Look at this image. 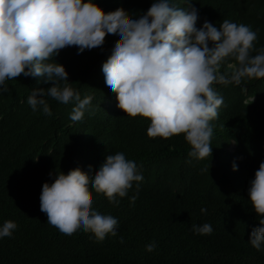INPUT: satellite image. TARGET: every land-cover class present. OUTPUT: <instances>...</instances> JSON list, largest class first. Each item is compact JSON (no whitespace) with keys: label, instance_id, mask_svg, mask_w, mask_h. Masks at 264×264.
Returning a JSON list of instances; mask_svg holds the SVG:
<instances>
[{"label":"trees","instance_id":"1","mask_svg":"<svg viewBox=\"0 0 264 264\" xmlns=\"http://www.w3.org/2000/svg\"><path fill=\"white\" fill-rule=\"evenodd\" d=\"M99 2L109 11L122 6L138 18L154 0ZM177 3L189 7L188 0ZM192 3L199 8L198 26L204 19L218 27L225 18L244 22L259 30L253 54L264 45V0ZM118 42L108 34L102 46L80 52L70 45L55 57L81 96H93L80 121L70 116L75 101L48 97L51 115L32 110L31 89L54 83L40 76L20 74L0 93V223H18L13 235L0 238V264H264V248L250 242L260 220L248 191L264 161V77L214 84L225 101L211 121L212 154L191 157L183 132L150 136V117L127 114L117 93L104 87L102 65ZM230 63L238 62L228 58L221 71L230 73ZM121 150L137 162L143 180L134 181L118 205L90 187L92 206L119 218L117 234L101 241L90 231L67 234L49 223L40 206L43 183L54 179L49 173L81 167L94 178L107 155ZM205 221L212 233L192 229ZM153 240L156 248L149 251L146 244Z\"/></svg>","mask_w":264,"mask_h":264},{"label":"clouds","instance_id":"2","mask_svg":"<svg viewBox=\"0 0 264 264\" xmlns=\"http://www.w3.org/2000/svg\"><path fill=\"white\" fill-rule=\"evenodd\" d=\"M188 3L185 8L177 0H154L134 18L122 6L106 10L99 0H0V93L9 91L7 81L20 74L40 76L54 83L31 89L27 102L33 111L51 115L48 97H52L64 103L75 101L71 119H84L93 96H81L70 83L68 68L55 57L70 45H78L80 52L102 46L112 34L119 42L102 65L104 87L117 93L119 107L127 114L150 117V136L167 138L183 132L191 145L189 156L202 159L212 154L211 121L225 101L214 84L264 77V45L253 54L259 30L244 22L225 18L218 27L204 19L198 26L199 8L192 0ZM228 58L238 62L228 65L230 73L221 71ZM49 175L54 179L43 183L40 195L48 222L67 234L90 231L101 241L109 233L117 234L120 221L92 206L90 187L118 205V197L128 195L133 182L144 178L137 162L122 150L108 154L94 178L81 167ZM248 191L260 220L252 228L250 242L261 249L264 161ZM138 196L139 191L130 200L135 202ZM201 211L206 212V206ZM17 227L11 218L0 223V238L13 235ZM192 229L201 234L214 230L208 221L193 223ZM156 245L153 240L146 248L151 251Z\"/></svg>","mask_w":264,"mask_h":264},{"label":"water","instance_id":"3","mask_svg":"<svg viewBox=\"0 0 264 264\" xmlns=\"http://www.w3.org/2000/svg\"><path fill=\"white\" fill-rule=\"evenodd\" d=\"M232 148H234L235 147V142H233V144H232V146H231Z\"/></svg>","mask_w":264,"mask_h":264}]
</instances>
